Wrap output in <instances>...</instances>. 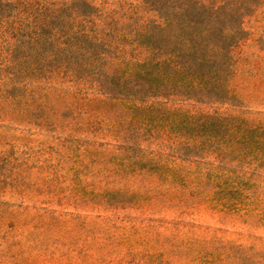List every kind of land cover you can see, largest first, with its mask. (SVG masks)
<instances>
[{
	"label": "trees",
	"instance_id": "16d2710c",
	"mask_svg": "<svg viewBox=\"0 0 264 264\" xmlns=\"http://www.w3.org/2000/svg\"><path fill=\"white\" fill-rule=\"evenodd\" d=\"M263 2L0 0V117L44 129L69 126L67 142L76 133L88 135L85 150L107 156L109 182L120 186L74 203L94 205L103 222H110L108 212L127 207L160 214L174 199L180 206L204 201L252 214L247 197H240L247 179L238 169L254 160L264 165V119L236 111L243 99L231 82L235 49L248 35L244 22ZM97 140L103 149L91 148ZM21 182L15 180L14 192H21ZM4 189L0 179V195ZM152 198L160 206L152 207ZM49 203L30 217L35 226L60 221ZM4 204L0 225L11 214ZM186 213L172 217L174 226ZM122 218L128 232L137 230L138 216ZM15 225L10 220V231L0 234L5 253L18 244L8 241ZM78 227L95 230L82 220ZM193 250L204 264H215L201 246ZM240 252L248 259L261 254ZM165 254L149 257L168 263Z\"/></svg>",
	"mask_w": 264,
	"mask_h": 264
},
{
	"label": "rangeland",
	"instance_id": "374dc122",
	"mask_svg": "<svg viewBox=\"0 0 264 264\" xmlns=\"http://www.w3.org/2000/svg\"><path fill=\"white\" fill-rule=\"evenodd\" d=\"M90 1L99 4L102 0ZM244 26L248 35L235 49L238 61L231 82L243 99V106L236 111L264 119V2ZM54 129L22 124L10 115L0 117V179L5 181L0 201L5 202L2 208L11 212L0 225V234L10 231V220L16 221L8 241H18L11 253L21 264H204L205 257L193 250L197 246L211 254L209 259L215 264H251L252 259L264 264L263 164L254 160L248 168L236 167L245 170L247 180L240 197H247L252 214L212 209L204 201L180 206L174 199L164 204L160 214L138 215V210L128 207L119 214L108 212L104 216L110 222L106 223L98 217L97 209L91 210L94 205L76 207L74 201L89 200L93 192L119 188L109 182L108 168L113 164L107 156L85 150L82 143L88 141L87 134L76 133L74 141L67 142L64 136L70 127ZM100 143L97 140L91 148L103 149ZM15 180L23 181L21 192H14ZM230 195L238 197L233 192ZM151 200L152 207L160 206L157 199ZM49 201L50 210L60 221L50 228L35 226L36 219L30 217L43 212ZM180 210L187 213L174 226L171 219ZM127 214L138 216L135 232H128L130 224L120 220ZM162 215L166 222L160 223L157 218ZM80 220L85 227H94V232L78 227ZM111 222L116 226L110 227ZM3 249L1 243L0 264L16 259ZM241 250L248 255L261 254L248 259ZM161 251L170 259L168 263L149 257ZM130 253L134 256H127Z\"/></svg>",
	"mask_w": 264,
	"mask_h": 264
}]
</instances>
